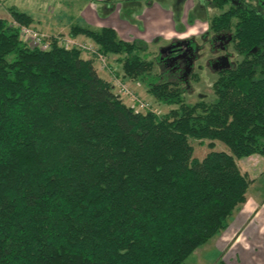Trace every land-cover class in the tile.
<instances>
[{
	"label": "trees",
	"instance_id": "trees-1",
	"mask_svg": "<svg viewBox=\"0 0 264 264\" xmlns=\"http://www.w3.org/2000/svg\"><path fill=\"white\" fill-rule=\"evenodd\" d=\"M231 25L243 58L218 72L213 99L194 103L140 56L144 44L71 27L178 105L158 115L126 105L79 49L30 47L0 18V264H183L227 228L251 181L236 159L264 155V13L233 4L210 28ZM190 139L229 152L199 159Z\"/></svg>",
	"mask_w": 264,
	"mask_h": 264
},
{
	"label": "rangeland",
	"instance_id": "rangeland-1",
	"mask_svg": "<svg viewBox=\"0 0 264 264\" xmlns=\"http://www.w3.org/2000/svg\"><path fill=\"white\" fill-rule=\"evenodd\" d=\"M134 1L136 4H143V1L148 0ZM199 2H201V0H181L180 2L178 0H151V3H158L161 5L168 4L169 13H171L174 20L177 21V31L181 30L182 32L184 25L187 23L188 25L186 27L189 28V32L185 35H194L192 37L195 38L190 40L189 49H186L184 52L182 51V55L180 53L172 55L173 58L172 56L170 57V55H166L163 51V49L173 44L171 40L172 36H169L170 33L163 36L161 35L162 37L157 41L142 43L145 49L139 50L138 52L142 58L154 61V70L156 72L163 73V75L169 79H179L182 82L181 84L185 87L184 98L187 103H194L202 99H213L212 81L217 77L216 72L218 68L225 62L229 66L235 65L243 58V55L233 49L229 36L227 37L225 32L217 34L205 32L209 19L227 9L231 4L254 6L264 13V0H233L223 8L206 6L203 16L196 17L195 15L199 12V7L197 5ZM190 16L192 20L189 22ZM5 20H7L9 24L14 21L17 24L30 25L18 22L12 18L11 15ZM30 26L36 29L32 25ZM190 31L193 34H191ZM203 31L204 34L199 35L200 32ZM39 32L46 37L47 41H55L54 38H52L53 35L45 34L41 31ZM55 36L76 38L79 42H82L88 47L93 46L96 52H99L104 58L106 57L107 66L103 68L101 66V61H99V58H96L94 53H90V51L86 49H80L83 58L93 60L94 66L102 78L111 83L112 77H116L121 80L140 101L147 104V107L139 112L151 111L155 114L162 115L167 113L170 109L178 107L177 104H166L159 101L154 95L149 93L146 86L140 80L135 77L125 76L122 70V63L119 61V58L123 55L104 54L99 50L98 45L93 40L83 34L72 36L69 32V34H55ZM167 36H169V38L166 39ZM216 37L217 39H221L222 43L218 48L211 44V41ZM169 58L172 60H169ZM192 73H195L194 78H191V76H193ZM114 90L116 91L117 87H114ZM121 99L126 105H131L127 96H121ZM208 142V139L202 141L190 139V143L193 147V156L201 159L210 150H223L229 152L228 147L221 141H214V147L212 148L208 146ZM236 162L240 171L245 173L251 180L245 195L246 199H248L245 204L246 208L254 207L253 213H256L257 220L264 225V202L262 203V201H264V155L251 154L248 156H241L236 159ZM229 220L232 222L233 219L229 217L228 224ZM223 231L198 247L183 264H225L224 261L221 262L220 257L221 255H225L231 242H226V240L223 239L231 236V233ZM229 252L230 251H228L227 254Z\"/></svg>",
	"mask_w": 264,
	"mask_h": 264
},
{
	"label": "crops",
	"instance_id": "crops-1",
	"mask_svg": "<svg viewBox=\"0 0 264 264\" xmlns=\"http://www.w3.org/2000/svg\"><path fill=\"white\" fill-rule=\"evenodd\" d=\"M10 6L26 13L31 17L30 25L49 35L69 34L74 25L111 27L121 39L142 44L168 33L177 38L189 32L187 23L182 32L177 31V21L169 13L168 4L151 0L143 4L134 0H0V18L8 19ZM247 201L233 212L230 219L234 221L229 220L224 230L231 233L223 239L231 242L227 249L230 252L220 257L225 264H264V225L253 213L254 207L246 208Z\"/></svg>",
	"mask_w": 264,
	"mask_h": 264
},
{
	"label": "built area",
	"instance_id": "built-area-1",
	"mask_svg": "<svg viewBox=\"0 0 264 264\" xmlns=\"http://www.w3.org/2000/svg\"><path fill=\"white\" fill-rule=\"evenodd\" d=\"M13 27H17L20 33L21 39L28 44L30 47H36L41 50L49 49L51 46V41H47L46 37L41 34L38 30L32 28L30 25H22L17 24L16 22H12L10 24ZM52 38L56 41V43L59 46L64 47L65 49L70 48H77V49H86L89 50L90 53H94L96 55V58H99V61H101V66L105 68L107 66L106 57L104 58L102 55H100L99 52H96L95 48L93 46L88 47L87 45L83 44L82 42H79L76 38H66L62 36H55L53 35ZM114 87H117V90L114 92L121 98V96H127L131 102L130 107H132L135 111H140L147 107V104L140 101L137 96L130 91L127 86L122 83L121 80L117 79L116 77H112L111 82Z\"/></svg>",
	"mask_w": 264,
	"mask_h": 264
},
{
	"label": "flooded vegetation",
	"instance_id": "flooded-vegetation-1",
	"mask_svg": "<svg viewBox=\"0 0 264 264\" xmlns=\"http://www.w3.org/2000/svg\"><path fill=\"white\" fill-rule=\"evenodd\" d=\"M179 2L181 1V0H178ZM233 1V0H232ZM232 1H230V2H228V3H226V4H224L222 7H219V6H217V5H215L211 0H201V2H199L197 5H198V7H199V12L197 13V15H195L196 17H199V16H203V13L205 12V9H206V6H215V7H217V8H223L225 5H227V4H230ZM231 5H233V4H231ZM230 5V6H231ZM241 5V4H240ZM229 6V7H230ZM245 6V5H244ZM228 7V8H229ZM227 8V9H228ZM227 9H225V10H227ZM225 10H223V11H221L220 13H218V14H216V15H214V16H212L210 19H209V22L207 23V30L205 31V32H213V33H215V34H217V33H221V32H225L226 33V35H227V37L229 36V39H230V41H231V45H232V47H233V49L236 51V52H238V50H236V48H235V41H234V39H233V29H234V26L233 25H231V29H223V30H220V31H215V30H213L212 28H210V23H211V21H212V19H214L215 17H217V16H219L221 13H223ZM190 20H192V17L190 16L189 17V22H190ZM204 34V31L203 32H200V34L199 35H203ZM192 36H194V35H192ZM192 36H184V37H177V38H171V40H172V42H173V44H171L170 46H168L167 48H165V49H163V51H164V53L166 54V55H170V57L172 56V55H177V54H181L182 55V53L186 50V49H189V42H190V40L192 39V38H195V37H192ZM186 37H188V38H186ZM158 39H156V40H154V41H157ZM194 40V39H193ZM195 41V40H194ZM196 43V42H195ZM211 44L212 45H215V46H217V48H218V46L220 47L221 46V39H217V37L213 40V41H211ZM183 51V52H182ZM239 53V52H238ZM172 58H173V56H172ZM169 60H172L171 58H169ZM176 60V59H175ZM239 62V61H238ZM231 65V64H230ZM236 65V64H235ZM235 65H232V66H229V65H227L226 64V62L225 63H223L219 68H218V70H217V72H216V75L218 74V72L220 71V70H222V69H224V68H228V67H234ZM163 74V73H162ZM193 74V76H191V78H194L195 76V73H192ZM171 80H175V81H178L179 83H182L179 79H171ZM213 82V81H212ZM182 85V84H181ZM182 87L185 89V87L182 85Z\"/></svg>",
	"mask_w": 264,
	"mask_h": 264
}]
</instances>
